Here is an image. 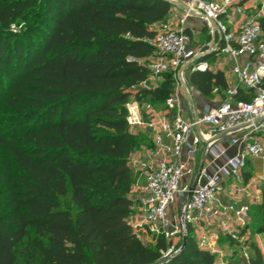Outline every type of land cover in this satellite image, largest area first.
<instances>
[{"label": "trees", "instance_id": "1", "mask_svg": "<svg viewBox=\"0 0 264 264\" xmlns=\"http://www.w3.org/2000/svg\"><path fill=\"white\" fill-rule=\"evenodd\" d=\"M171 16L168 0H0V264L163 260L173 241L147 244L130 222L139 173L129 159L149 139L131 129L126 103L159 108L171 94L172 72L139 87ZM259 23L264 32V15ZM190 82L210 98L230 86L221 70H194ZM252 96L240 89L234 99ZM251 220L242 235L264 231V204L250 206ZM191 229L164 264H215ZM251 246L252 264H264Z\"/></svg>", "mask_w": 264, "mask_h": 264}, {"label": "built area", "instance_id": "2", "mask_svg": "<svg viewBox=\"0 0 264 264\" xmlns=\"http://www.w3.org/2000/svg\"><path fill=\"white\" fill-rule=\"evenodd\" d=\"M168 1L172 16L158 26L159 32L151 41L156 54L147 65L149 77L139 87L151 90L162 82L164 73L172 72V92L163 109L136 98L126 103L131 129L146 133L152 142L144 158L137 161V168L145 174V189L135 201L149 229L169 241L182 239L190 227L201 225L205 231L210 223L220 222L243 250L242 264H252L247 249L251 242L241 234L250 219V205L239 199L243 192L249 193L244 186L248 161L257 157L264 160V32L259 23L263 13L247 14L244 0H186V11L179 16L175 10L181 1ZM233 15L239 20L236 27H232ZM189 17L205 21L208 41L192 45L186 28ZM225 57L233 61L231 72L237 83L226 89L218 104L197 103L190 94L187 72L207 70L210 58ZM240 89L252 93V98L235 100ZM200 149L203 159H198ZM233 182L237 184L232 186ZM259 188L264 191V177ZM222 195L229 201L224 202ZM177 201L179 217L173 211ZM214 243L207 234L198 240L200 247L216 253ZM178 249L172 244L163 259Z\"/></svg>", "mask_w": 264, "mask_h": 264}, {"label": "rangeland", "instance_id": "3", "mask_svg": "<svg viewBox=\"0 0 264 264\" xmlns=\"http://www.w3.org/2000/svg\"><path fill=\"white\" fill-rule=\"evenodd\" d=\"M245 6L248 9L250 15H252L258 11H261L264 14V0H247ZM24 21L25 20H21V22H19V23H14L12 25V29L14 31H22L24 29L23 28V26L25 24ZM225 58L230 59L229 57H225ZM152 61H154V58L150 57L146 61V63L148 64ZM227 71L228 72L231 71L229 67H228ZM229 76L234 78L233 75H229ZM230 83L235 85L237 82L236 81H230ZM189 87H190V94H191L192 98L195 101L198 100V97L195 96L196 92H197L196 88L191 83H189ZM185 103H186L187 107L190 106L189 101H186ZM158 109H163V107H159ZM134 131L137 132V130H134ZM142 151L137 149L136 151H134L131 154L130 159H129V163H130L133 171L135 173H137V172L139 173L138 177L135 179L133 189L131 192V195L134 199L137 198L138 196H140L144 192V189H145V174L137 168V161L140 159L142 160L144 158ZM236 184H237L236 182H233L232 186H235ZM244 186H246L249 193H247V191H245V192H243L242 196L246 197L250 204L255 203L254 201H256L257 205L260 203L264 204V196H262V198H260L261 197L260 196V190H258L259 192H257V189L253 188L256 185H252L249 187V185H247V182H245ZM253 189H254V191H253ZM133 209L134 210L130 216V219H132L131 223L134 226L139 223V226H138L139 228H137L139 237L145 243L150 244V245H155L157 235L149 229V226L147 224H145L144 213H143L141 207L136 204ZM173 211L176 212L178 217H179L180 208H179V202L178 201L174 203ZM258 218H259V215H258V213L255 212L254 221H256V220L258 221ZM233 222L234 221H232V223ZM248 222H250V224H251L252 220L250 221V219H249ZM230 225L234 229L237 228V226L235 224L234 225L230 224ZM204 228H205V231L208 232L209 236H212L213 238L217 237L216 239H218V240L221 239L220 241L223 240L225 242V243H222L221 245H219L220 247H218V249L217 248L215 249L216 250V262H215L216 264H229L228 261L231 258H236L232 261V264H242V260H243L242 251L243 250L239 246L237 248L238 250H235V253L231 250L230 246H232V245L230 242V236L227 232H225V229L221 226L220 222L210 223L209 226L204 227ZM201 229H202L201 225H197L194 229H191L190 233H191V235L195 236L197 240H199L201 238L200 235L202 234V233H200ZM251 232H252L251 235L250 234L247 235L246 238L250 240L251 244H255L257 247H259L262 251L263 256H264V231L256 232L254 229H251ZM257 234H258V237H256V240L251 241L252 235L254 237ZM181 240H182L181 238L177 237L173 240L172 243L177 246V244H179L181 242ZM257 243H260V244L262 243V246H258ZM252 246L247 247V249H248V251H250L251 255L253 254ZM214 247H215V245H214Z\"/></svg>", "mask_w": 264, "mask_h": 264}, {"label": "crops", "instance_id": "4", "mask_svg": "<svg viewBox=\"0 0 264 264\" xmlns=\"http://www.w3.org/2000/svg\"><path fill=\"white\" fill-rule=\"evenodd\" d=\"M181 1V5H179L177 7V9L175 10L176 14L177 15H183L186 11V7H185V4L183 3V1H186V0H179ZM247 2V1H246ZM245 2V4H246ZM246 8V6H245ZM247 9V8H246ZM172 12H173V8H172ZM247 14H250L248 9H247ZM264 15V14H263ZM233 20H231L232 22V27H236L239 23V20H237V17L235 15H233L231 17ZM243 18V17H242ZM240 18V20L242 19ZM186 28L187 30H189V33L190 35L192 36V39H193V42H192V45L193 46H197V45H200V44H203L205 43L206 41H208L210 39L209 37V29L207 27V24L205 23V21H203L201 18L199 17H189L188 20H187V24H186ZM209 63H210V70L216 72V71H223L225 73V76L229 82V84L231 85L232 83H230V81H236L235 78H232L230 77L229 75H233L231 73V71H227L228 67L230 68L231 70V65L233 64V61L230 60V59H226V58H223L221 60H216L214 58H210L209 59ZM192 72H187V78H188V85L190 82V75H191ZM233 85V84H232ZM197 90V89H196ZM196 97H198V100H196L197 103H200V104H211V105H215V104H218L222 98L219 94H217V92L215 91L214 92V98L213 97H206L204 95H202L198 90L196 92ZM149 143H146V144H143L141 146V148H139L138 150H143L142 153L144 154L145 150L148 148V147H151L152 146V142H151V139L148 140ZM236 149L235 148H231L230 149V152L231 153H235ZM203 151H199L198 153V159H203ZM264 177V160L261 159V158H251L249 161H248V166L246 168V172H245V175H244V180L245 182H247V185L252 186V185H256L255 187H253L254 189H257V192H259L258 190H260V198H262V196H264V191L261 190V188L259 189V186L261 184V180L263 179ZM253 189V191H254ZM222 199L224 202H228L229 199L227 197H225L224 195H222ZM242 203L244 204H249L250 206H252V203L250 204L248 202V199L246 197H242L239 199ZM256 200V199H255ZM256 203V201H254ZM254 204V203H253ZM138 205V204H137ZM130 222H132V219H130ZM200 233H202L200 236H202L203 234H207L208 235V232L204 231V229L202 228ZM251 230H248L246 232V236L247 235H251ZM256 237H258V234L255 235L253 237L252 235V238H251V241H255L256 240ZM217 238V237H216ZM216 238H213V240H215V249L218 247H220L219 245H221L222 243H225L223 240L220 241L221 239H216ZM231 242V241H230ZM231 245L230 248L231 250L235 253V250H238V246L236 243H232L231 242ZM258 246H262V243H257ZM236 259V258H231L229 259L228 263L229 264H232V261ZM216 262V261H215ZM216 264V263H215Z\"/></svg>", "mask_w": 264, "mask_h": 264}, {"label": "water", "instance_id": "5", "mask_svg": "<svg viewBox=\"0 0 264 264\" xmlns=\"http://www.w3.org/2000/svg\"><path fill=\"white\" fill-rule=\"evenodd\" d=\"M213 23V22H212ZM194 188V184L191 185V188H190V192H189V196L192 194V190ZM182 245L179 247L178 251L173 253L172 255L168 256L167 258L163 259L160 263L158 264H164L166 262H168L170 259H172L180 250H182L184 248V246L186 245L187 243V233H184L183 237H182Z\"/></svg>", "mask_w": 264, "mask_h": 264}]
</instances>
